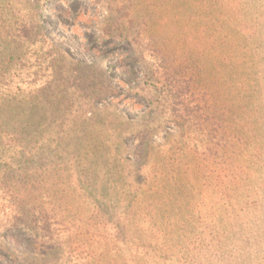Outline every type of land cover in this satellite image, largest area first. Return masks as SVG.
<instances>
[{"label":"trees","instance_id":"obj_1","mask_svg":"<svg viewBox=\"0 0 264 264\" xmlns=\"http://www.w3.org/2000/svg\"><path fill=\"white\" fill-rule=\"evenodd\" d=\"M40 1L0 0V233L17 248L20 234L28 233L27 251L35 253L39 247L50 253L56 248L47 233L49 215L42 208L48 205L46 200L57 199V192L72 191L101 205L103 211H130L126 221L137 244L133 264H201L199 260L241 264L215 241L214 233L222 236V232L230 241L237 235L230 228L232 220L248 210L233 206L234 202L211 209L186 204L177 181L185 168L192 188L193 177L200 174L205 190L229 181L235 191H245L237 178L250 181L249 170L257 161L259 171L264 169V89H260L264 83H259L258 53L264 40V0H183V6L194 8L184 42H195L200 50L185 49L177 57L152 43L141 47L137 43L141 32L134 30L136 23L128 16L131 7L118 11L124 10L128 26L117 19L107 37L131 41L138 61L153 62V71L150 67L144 78L159 87V104L178 131L176 145L167 151L152 142L155 132L148 125L134 133L133 144L124 143L125 134L132 132L123 128L129 121L123 122L119 114L113 121L105 117L110 108L105 99L116 94L115 88L103 74L94 78L90 65L67 63L43 32L36 11ZM22 2L27 7L24 14L18 7ZM210 49L226 53L224 59L213 57L214 74L206 70L209 58L204 53ZM28 61L38 68L34 78L42 70L43 79L29 82L27 88L15 86L12 70ZM224 61L227 89L221 94L219 68ZM240 67L245 71L239 72ZM57 119L60 123L54 126ZM190 135L202 144V152L195 153L201 158L192 165L178 147ZM165 182H172L168 193ZM97 186H110L112 191ZM254 195L264 197V172ZM251 201L252 209H258L259 200ZM170 224L179 246L158 248L154 237ZM184 229L199 231L198 239L185 235ZM213 244L217 253L206 256ZM173 248L181 249V254L175 255Z\"/></svg>","mask_w":264,"mask_h":264},{"label":"rangeland","instance_id":"obj_2","mask_svg":"<svg viewBox=\"0 0 264 264\" xmlns=\"http://www.w3.org/2000/svg\"><path fill=\"white\" fill-rule=\"evenodd\" d=\"M38 3L37 18L43 32L55 48L64 54L67 63L78 62L90 65L92 67L90 72L94 78L103 74L115 88L116 94L105 99L106 106L110 107L105 117L113 121L115 119L113 115L119 114L123 117V122L129 121L123 128L126 129V133L130 130L132 132L125 134L127 140L124 143L133 144L137 138L134 133H139L138 131L146 129L148 125L155 132L152 142L162 146L160 151H167L171 145H176L174 140L178 138L177 127L170 122L168 113L159 104L162 93L152 80L144 78V73L149 72L150 67L153 71V62L149 61L150 58L138 61V56L132 54L131 49L136 47H133L131 41H119L115 35L109 38L107 33L109 34L110 30L112 32L110 24L117 22V19L125 27L128 26L127 17L122 16V12L124 10L128 12V8L131 7L128 16L136 23L134 30L141 32L137 43L143 48L147 45L151 46L152 43L153 46L161 49L162 53L165 50L169 52L168 54L177 57L185 49L200 50L195 42H184L183 39V33L188 29L187 18L194 16V8L183 6V0H41ZM123 6H125L124 10L118 13ZM18 7L24 14L27 8L24 2ZM189 24L191 28L195 27L192 21ZM258 53L259 83H264V40L259 42ZM204 54L209 58L206 66L207 74L210 71L214 74L213 63L216 60L213 57L220 56L224 59L226 53L224 50L210 49ZM246 57L249 64L250 54L247 53ZM31 61L24 63L21 69L17 67L12 70L15 86L27 88L29 82L39 83L40 79H43L42 70L38 73L39 77L34 78L33 74L38 68ZM223 63L226 67V61ZM224 66L219 68V76L223 79L219 89L221 94L227 89V67ZM244 71V67L239 68V72ZM59 81L58 76L55 79L56 84ZM158 81L160 85L161 78H158ZM260 89H264V85H261ZM156 109L162 112L155 111ZM59 123L57 119L53 125L57 126ZM189 139L188 141L184 139L178 147L181 149L180 153L186 155V162L192 165L201 158L195 153L202 152V144L197 142L194 135H190ZM222 153L224 150L219 156ZM184 170L185 168L181 170L180 180L177 181L184 203L211 209L228 207L234 202L236 204L233 206L238 205L242 211L248 210L232 220L233 225L230 228L237 232L235 237L230 236V241H227V236L225 237L222 232V236L215 232V241L219 240L226 247L225 252L229 251L231 255L236 256L235 262L264 264V197L259 195L255 198L254 195L264 172V169L262 172L259 171V162L252 165L249 170L250 181L237 178L239 186L245 191H235L229 181H225L222 186L220 184L219 188L210 186L205 190L201 187L203 179L200 174L193 177L192 188L189 185L191 183L189 176ZM164 184L168 193L172 182ZM97 188L108 193L112 191L110 186H97ZM59 189L63 190L62 187ZM57 193V199L46 200L45 203L48 205L42 208L49 215L47 233L52 237L56 249L50 253H43L44 251L38 247L35 253H30L26 245L28 233L20 234L22 238L20 248L13 245L6 234L0 233V264H29L32 261H36L37 264H133L132 257L137 244H135L136 237L132 225L126 221L130 211L123 210L120 213L113 210L103 211L101 205L91 203L90 200L80 196L79 198L76 195H79V192H75V195L72 191ZM234 196L237 197V202ZM170 199L171 197L167 196V200ZM249 199H258L259 208L252 209V201ZM119 218L122 220L119 221ZM184 230H187L185 235H189L194 240L198 239L199 231ZM174 231V226L170 224L169 228H163L161 233L156 234L154 241L158 243L157 247H167L171 243L179 246L177 240H174L177 237ZM211 247H214L212 251H206L212 254L205 252L206 256L217 253L214 252L216 245L213 244ZM141 248L143 247H139L138 251L144 253L145 249ZM173 253L179 255L181 249L173 248ZM195 253L196 251L191 252L192 255ZM37 257L42 262L39 263ZM199 261L202 264V261Z\"/></svg>","mask_w":264,"mask_h":264}]
</instances>
